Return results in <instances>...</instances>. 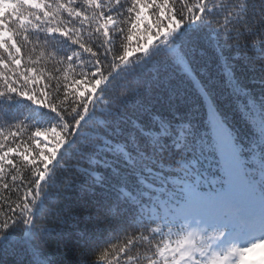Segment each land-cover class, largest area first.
<instances>
[{
  "label": "snow or ice",
  "instance_id": "obj_1",
  "mask_svg": "<svg viewBox=\"0 0 264 264\" xmlns=\"http://www.w3.org/2000/svg\"><path fill=\"white\" fill-rule=\"evenodd\" d=\"M0 264H264V0H0Z\"/></svg>",
  "mask_w": 264,
  "mask_h": 264
}]
</instances>
